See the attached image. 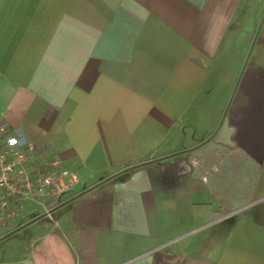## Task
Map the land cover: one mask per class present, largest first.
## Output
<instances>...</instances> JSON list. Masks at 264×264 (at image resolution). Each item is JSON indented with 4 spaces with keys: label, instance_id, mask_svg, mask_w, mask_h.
<instances>
[{
    "label": "crops",
    "instance_id": "crops-1",
    "mask_svg": "<svg viewBox=\"0 0 264 264\" xmlns=\"http://www.w3.org/2000/svg\"><path fill=\"white\" fill-rule=\"evenodd\" d=\"M0 124V264H264V0H0Z\"/></svg>",
    "mask_w": 264,
    "mask_h": 264
},
{
    "label": "built area",
    "instance_id": "built-area-1",
    "mask_svg": "<svg viewBox=\"0 0 264 264\" xmlns=\"http://www.w3.org/2000/svg\"><path fill=\"white\" fill-rule=\"evenodd\" d=\"M32 144L13 143L0 124V224L13 214L12 204L34 196L57 198L78 181V174L56 160L44 165L26 166Z\"/></svg>",
    "mask_w": 264,
    "mask_h": 264
},
{
    "label": "snow or ice",
    "instance_id": "snow-or-ice-1",
    "mask_svg": "<svg viewBox=\"0 0 264 264\" xmlns=\"http://www.w3.org/2000/svg\"><path fill=\"white\" fill-rule=\"evenodd\" d=\"M13 143H15V141H13Z\"/></svg>",
    "mask_w": 264,
    "mask_h": 264
}]
</instances>
